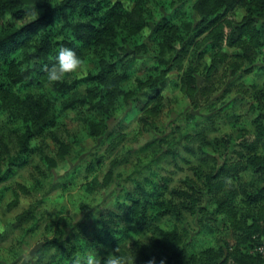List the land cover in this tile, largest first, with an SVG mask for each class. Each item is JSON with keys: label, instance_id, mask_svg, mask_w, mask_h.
Returning a JSON list of instances; mask_svg holds the SVG:
<instances>
[{"label": "trees", "instance_id": "trees-1", "mask_svg": "<svg viewBox=\"0 0 264 264\" xmlns=\"http://www.w3.org/2000/svg\"><path fill=\"white\" fill-rule=\"evenodd\" d=\"M125 1L131 3L129 8ZM237 8L244 10L239 20L234 18ZM144 29L156 51L139 74L136 59L149 53ZM62 45L91 67L83 76L72 74L49 86L42 66H51L50 57ZM225 46L237 50L226 52ZM205 56L210 63L201 67ZM223 62L226 77L237 71L239 77L264 75V0H0V184L38 156L41 164L34 167L40 179L65 162L52 187H66L76 172L67 158L82 152L81 141L119 138L108 120L124 111L125 119L139 114L138 122L148 130L161 111V85L173 69L182 75L171 84L199 104L201 96L215 89L211 80ZM251 86L257 108L254 130L241 131L238 149L230 148L233 142L226 135L207 138L194 117L197 129L183 137L185 153L198 158L194 178L172 187L169 175L147 166L146 173L129 178L130 186L115 190L125 210L102 208L92 218L90 235L83 220L67 230L47 223L48 234L31 264H71L78 253L92 250L104 257L118 246L121 254H136L135 264L152 257L156 264L161 259L164 264H264L251 251L264 238V85ZM140 96L143 105H132ZM57 103L81 124L72 134L62 130L66 140L59 134ZM47 139L55 151H47ZM174 139L155 137L137 151L175 160L182 155V145H175ZM100 162L89 161L86 171L95 174ZM112 180L110 167L103 180L95 175L86 182L85 192ZM12 193L8 208L19 204V194ZM2 196L0 188V200ZM35 220L30 206L17 213L11 225L28 224V234L38 228ZM219 220L232 232V242L219 236Z\"/></svg>", "mask_w": 264, "mask_h": 264}, {"label": "rangeland", "instance_id": "rangeland-1", "mask_svg": "<svg viewBox=\"0 0 264 264\" xmlns=\"http://www.w3.org/2000/svg\"><path fill=\"white\" fill-rule=\"evenodd\" d=\"M125 5L129 8L131 3L125 1ZM243 14V8H237L234 18L239 20ZM148 32V29H144L149 53L139 56L134 65L139 74L146 71L149 65L148 58L156 51V46L148 38ZM224 50L230 52L237 49L225 46ZM253 60L256 61L257 58ZM209 63L210 57L205 56L201 60V67ZM90 67L91 64H84L82 72L76 75L79 77L85 75ZM225 68L226 64L223 62L211 80L215 83L213 86L215 89L209 95L201 96L199 104L191 101L179 90L178 86L171 84V80L179 82L181 71L177 69L170 71L168 78L161 85L160 92L163 96L161 111L157 118L151 119L152 125L147 127L148 130L138 122L139 114L125 119L126 112L124 111L109 119V129H116L120 134L119 138H112L109 141H103L102 138H85L81 141L82 152L80 151L79 155L73 153L67 158L69 168L76 166L74 168L76 172L74 180L66 187L61 185L57 188L52 187V182L58 181L59 175L64 173L65 162L59 163L57 172L53 169L49 176L40 179L34 167L36 162L41 164L38 156H34L31 165L21 169L12 179L0 184L3 191L0 200V264H31L34 262L42 238L48 234L45 226L49 222L57 223L61 229L67 230L77 221L83 220L86 233L90 235L92 218L99 215L102 208L118 213L125 210V206L117 202L115 190L120 186H130L129 178L146 173L149 165L155 166L157 172L169 175L172 187L181 185L186 177L194 178V167L199 164L198 158L189 153L186 154L183 148V144L186 143L183 139L184 133H194V117L198 119L195 122H200L197 128L204 126L206 129L207 138H219L226 135L233 142L230 148L238 149V137L241 131L243 129L250 132L254 130L252 119L257 114V108L255 107V91L251 84L255 83L257 88H260L264 85V75L245 74V77H239V71H237L232 76L226 77ZM48 92L54 96L50 90ZM143 98L144 96H140L132 105L141 107ZM231 100H234L231 107L221 109ZM57 108L62 122L59 134L66 140L67 132L69 134L77 132L81 129V124L72 118L69 110H61L58 103ZM64 128L67 132L62 131ZM162 136H167L169 139L175 138V145H182V155L173 160L169 155L162 157L154 156L150 151H137L146 141ZM112 141L115 142V146H112ZM46 148L48 152L56 150L50 139L46 140ZM229 152L232 153V150ZM233 155L235 158L236 153ZM97 158H100L101 165L95 166L96 173L86 171L88 162ZM152 158L156 159V165ZM110 167H112L113 180L106 187L99 186L90 194L85 192L86 182L95 175L103 180ZM243 177L248 178L247 175ZM38 179L41 183H37ZM12 192L19 194V204L8 208L6 202L13 197ZM30 206L35 209L37 218L35 221L38 228L26 234L24 229L28 224L17 227L11 225V222H14L17 213ZM216 225L219 227L220 237L230 242L234 240L232 232L223 228L222 220H219ZM89 252L93 251L89 250Z\"/></svg>", "mask_w": 264, "mask_h": 264}, {"label": "clouds", "instance_id": "clouds-1", "mask_svg": "<svg viewBox=\"0 0 264 264\" xmlns=\"http://www.w3.org/2000/svg\"><path fill=\"white\" fill-rule=\"evenodd\" d=\"M50 60L53 61L51 66L48 64L42 66L49 86L62 83L69 75L78 74L83 70V58L70 47L60 46ZM135 260L136 254H121L118 246L104 257L99 256L97 252L78 253L73 257L71 264H135ZM146 264H156V258H150ZM160 264H164L163 259L160 260Z\"/></svg>", "mask_w": 264, "mask_h": 264}, {"label": "built area", "instance_id": "built-area-1", "mask_svg": "<svg viewBox=\"0 0 264 264\" xmlns=\"http://www.w3.org/2000/svg\"><path fill=\"white\" fill-rule=\"evenodd\" d=\"M252 252L257 253L264 259V238H261L258 243L251 249Z\"/></svg>", "mask_w": 264, "mask_h": 264}]
</instances>
